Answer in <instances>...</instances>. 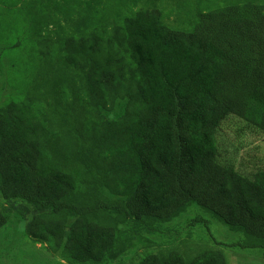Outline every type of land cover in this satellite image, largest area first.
<instances>
[{"label":"trees","instance_id":"trees-1","mask_svg":"<svg viewBox=\"0 0 264 264\" xmlns=\"http://www.w3.org/2000/svg\"><path fill=\"white\" fill-rule=\"evenodd\" d=\"M90 1L0 0L14 90L0 108V196L35 211L25 234L67 264H113L153 246L135 228L152 233L196 207L241 237L230 248L264 259V170L220 164L215 141L228 117L264 134V0H195L188 29L156 7L109 19L106 0ZM118 100L124 114L106 120ZM197 225L209 231L204 217ZM138 264L229 262L182 240Z\"/></svg>","mask_w":264,"mask_h":264},{"label":"rangeland","instance_id":"rangeland-1","mask_svg":"<svg viewBox=\"0 0 264 264\" xmlns=\"http://www.w3.org/2000/svg\"><path fill=\"white\" fill-rule=\"evenodd\" d=\"M43 1V0H40ZM63 0H52L54 7L59 9ZM82 7L88 9L90 0H82ZM106 3V4H105ZM95 3L97 9L110 5L109 19L130 15L141 8L156 7L162 14L163 22L172 28H192L195 20V0H106ZM219 5L223 1L218 2ZM217 4V3H216ZM37 8V4L33 5ZM108 10V7H106ZM62 15L57 14L58 21L62 24ZM75 16V21L79 20ZM63 26L65 27L66 25ZM70 26L67 31H71ZM26 32V31H25ZM0 45V108H2L14 95V90L9 83L12 66L11 56L4 52ZM126 107L125 100H118L110 112H103V117L108 121H116L123 114ZM217 143V161L231 167L237 173L251 177L259 170H264V134L253 129L246 122L235 117L226 118L215 133ZM101 194L111 200H117L106 190L101 189ZM0 209L7 217L6 225L0 230V264H67L59 255L52 254L44 243L34 242L25 234L28 221L35 214L33 208L18 200L4 201L0 196ZM204 217L209 221V231L201 225L190 226L193 219ZM69 220V224L72 223ZM133 223L121 225L120 229H132ZM135 233L141 234L154 244L144 247L137 244L135 249L113 264H138L146 255L165 254V251L178 247L182 240L194 242L208 241L216 248L222 249L229 264H264L261 251H239L229 246L240 241L241 237L230 233L224 226L203 214L196 207H189L186 212L170 223L157 226L152 233H146L142 228H135Z\"/></svg>","mask_w":264,"mask_h":264}]
</instances>
